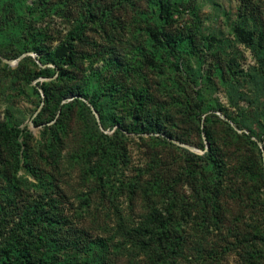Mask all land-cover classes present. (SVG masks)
Returning a JSON list of instances; mask_svg holds the SVG:
<instances>
[{"label":"trees","instance_id":"trees-1","mask_svg":"<svg viewBox=\"0 0 264 264\" xmlns=\"http://www.w3.org/2000/svg\"><path fill=\"white\" fill-rule=\"evenodd\" d=\"M102 1L31 0L32 9L22 33V52L15 48L0 51V56L7 60H15L24 53L35 55L34 58L25 56L19 62L18 78L26 84L36 81L31 90L37 107L41 102L42 106L32 121L35 126L44 124L40 139H36L13 118L0 122V264H107L106 242L74 228L59 210L57 195L45 187L50 181L40 172L41 164L57 170L72 119L83 125L74 135L76 159L91 168L96 180L105 176L109 179L120 161L126 162L125 133L147 134L150 140L168 142V137L190 143L187 129L168 130V124L175 126V118L154 110L149 86L142 89L141 84H131L140 78L142 65H153L152 60L144 54L139 55L142 60H122L111 47L89 41L86 33L92 26L101 25L98 10L103 13L106 9ZM52 15L74 24L61 41L51 36L52 31L38 26ZM182 15L173 1H160L157 25L149 32L152 41L159 48L167 49L175 59L176 64H170L177 70L180 62L177 47L182 39L167 29ZM235 33L248 45L256 34L240 25L235 27ZM55 43L58 44L54 46ZM27 63L32 67L22 69ZM100 63L102 68H95ZM41 78L49 80L38 81ZM250 84L253 94L250 97L242 94L240 98L247 101V108H239L235 118L228 116L234 127L243 132L237 134L233 127L228 124L227 127L238 139L254 146L257 141L262 143L263 155L261 152L257 160L239 162L230 177L225 155L211 130L205 126L200 130L199 122L206 109L198 102L191 111L182 113L186 115L182 121L191 129L196 125V132L204 134L208 145L207 149L201 146L204 153L196 155L184 150L186 158L181 171L167 179H163L164 172L159 171L161 164L157 165V157L153 156V169L157 170L151 179L143 184L138 182L139 188L136 179L129 182L130 189H139L146 198L155 197L165 204L162 209L152 206L143 221L123 235L130 245L144 253L149 264L181 262L188 241L185 226H196L199 233H205L201 237L206 240L207 234L220 228L226 229L231 238L237 224L240 231L236 232L234 242H226V246L230 245L226 251H236L241 264H264V111L258 106L260 84L257 80ZM236 90L237 87L234 93ZM212 116L206 115L204 123ZM49 122L53 123L48 125ZM106 130L112 133L107 134ZM22 168L40 186L19 176ZM178 183H187L191 188L190 203L178 198ZM35 188L38 190H31ZM231 203L236 204L234 211L230 209ZM191 243L195 245L196 256L190 264H205V257L212 253L209 250L205 256L201 243L194 240Z\"/></svg>","mask_w":264,"mask_h":264},{"label":"rangeland","instance_id":"rangeland-1","mask_svg":"<svg viewBox=\"0 0 264 264\" xmlns=\"http://www.w3.org/2000/svg\"><path fill=\"white\" fill-rule=\"evenodd\" d=\"M80 1L74 0L75 3ZM160 1L166 0H103L106 9L103 13L98 10L101 25L92 26L86 35L91 43L111 47L122 60H142L139 55L143 54L152 60L153 65H142L140 78L134 76L138 80H133L131 84H141L142 89L149 86L154 110L175 118V126L168 124V130L182 132L187 129L190 143L184 144L167 137L170 145L159 139L150 140L147 134L125 133L123 147L126 162L121 160L119 168L109 179L105 176L102 180H96L91 168L76 159L74 135L83 125L72 119L68 123L69 137L65 141L57 170L40 165V172L50 181L45 187L57 195L62 215L74 228L84 230L93 239L101 238L106 242L107 264H149L144 253L130 245L123 235L129 228L137 227L152 206L156 205L160 209L165 206L161 199L150 196L146 198L139 189H130L129 182L136 179L139 188V183L150 180L157 170L156 167L153 169L155 162L161 164L159 171L164 172L163 179L175 176L184 165V150L202 155L207 149L204 134L196 132V125L191 129L182 121L186 118L182 114L184 111H191L198 102L206 109V114L202 115L199 122L200 130L204 126L211 130L225 155L230 177H233L239 162L253 163L261 152L263 155L262 143L253 137L251 139L257 141V146L245 139H238L227 124L237 134L243 132L234 127L229 117L235 118L240 112L239 108H247V101L240 98L242 94L247 97L253 94L254 89L250 84L253 80L260 84L258 94L261 99L258 106L264 111V0H170L183 13L182 17H177L175 25L167 29L182 39L177 47L179 70L170 64L176 62L169 56V51L159 48L150 37V30L157 25ZM31 9V0H0V51L15 48L22 52V33ZM237 25L246 31H255L250 45L237 37ZM38 26L52 31L51 36L61 41L74 24L52 15ZM190 40L194 43L190 44ZM28 55L35 57L33 53H24L15 60L0 56V122L13 118L21 128L27 127L36 139H40L44 124L35 126L32 121L42 106L41 102L37 107V99L31 90L36 81L26 84L18 78V64ZM27 67L31 68L32 65L27 63L21 66L22 69ZM95 68H102V64H96ZM206 115L213 116L204 123ZM104 132L112 133L108 130ZM244 133L248 134L247 131ZM201 146L205 149L202 150ZM153 156L157 157L155 162L151 160ZM18 175L32 185L40 186L23 168L18 171ZM176 191L179 199L191 202V188L187 183H178ZM235 208L236 204L231 203L230 209L234 211ZM233 229L231 238L226 229L220 228L212 230L205 240L201 237L205 233H199L196 226H185L184 234L188 241L184 256L178 264L194 262L196 255L192 240L203 245L205 256L209 250L212 253L205 257V264H241L236 251H226L230 246H226V242H234L236 232L240 231L238 224Z\"/></svg>","mask_w":264,"mask_h":264},{"label":"water","instance_id":"water-1","mask_svg":"<svg viewBox=\"0 0 264 264\" xmlns=\"http://www.w3.org/2000/svg\"><path fill=\"white\" fill-rule=\"evenodd\" d=\"M207 147H208V145H207ZM187 148H189V147H187ZM190 150H194L193 148H190Z\"/></svg>","mask_w":264,"mask_h":264}]
</instances>
